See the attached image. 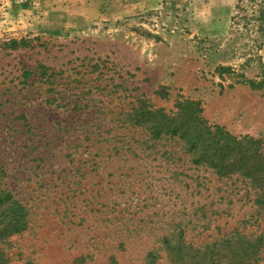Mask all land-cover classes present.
Returning a JSON list of instances; mask_svg holds the SVG:
<instances>
[{
  "label": "rangeland",
  "instance_id": "obj_1",
  "mask_svg": "<svg viewBox=\"0 0 264 264\" xmlns=\"http://www.w3.org/2000/svg\"><path fill=\"white\" fill-rule=\"evenodd\" d=\"M237 3L0 0V169L31 217L0 264H169L164 236L201 247L264 216L240 181L134 124L192 100L264 146V44Z\"/></svg>",
  "mask_w": 264,
  "mask_h": 264
},
{
  "label": "trees",
  "instance_id": "obj_2",
  "mask_svg": "<svg viewBox=\"0 0 264 264\" xmlns=\"http://www.w3.org/2000/svg\"><path fill=\"white\" fill-rule=\"evenodd\" d=\"M234 19L238 25L245 21L241 28L255 27L252 42L259 48L264 44V0H238ZM250 86L257 90L261 83L251 81ZM202 112L198 102L184 100L173 113H166L164 109H138L134 124L145 129L151 140L166 138L182 142L193 165L208 168L220 179L240 181L245 196L264 215L263 143L211 125ZM4 181L5 173L0 169V243L28 231L31 226L30 209ZM248 220L253 222L251 226L244 221L241 224L246 227L242 230L234 227L222 238L201 247L183 241L173 243L164 236L162 249L167 252L169 264H260L264 260V216H252ZM256 224L262 228L247 229ZM162 258L156 250L149 251L144 264H159ZM6 263L5 260L3 264Z\"/></svg>",
  "mask_w": 264,
  "mask_h": 264
}]
</instances>
